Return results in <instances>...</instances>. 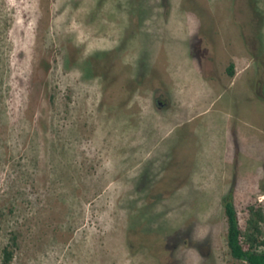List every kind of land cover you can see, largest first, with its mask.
Here are the masks:
<instances>
[{"label":"rangeland","instance_id":"obj_1","mask_svg":"<svg viewBox=\"0 0 264 264\" xmlns=\"http://www.w3.org/2000/svg\"><path fill=\"white\" fill-rule=\"evenodd\" d=\"M230 192L264 209V0H0V264H232Z\"/></svg>","mask_w":264,"mask_h":264},{"label":"trees","instance_id":"obj_2","mask_svg":"<svg viewBox=\"0 0 264 264\" xmlns=\"http://www.w3.org/2000/svg\"><path fill=\"white\" fill-rule=\"evenodd\" d=\"M234 76L232 66L227 69ZM227 224L226 244L232 264H264V209L260 203H250L244 207V226H241L230 192L222 201ZM17 249L16 238L2 249V263L11 264Z\"/></svg>","mask_w":264,"mask_h":264}]
</instances>
